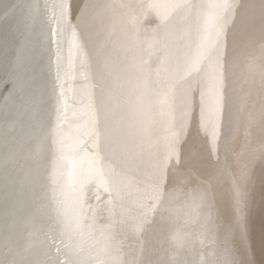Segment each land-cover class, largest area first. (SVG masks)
I'll return each instance as SVG.
<instances>
[{
	"label": "rangeland",
	"instance_id": "obj_1",
	"mask_svg": "<svg viewBox=\"0 0 264 264\" xmlns=\"http://www.w3.org/2000/svg\"><path fill=\"white\" fill-rule=\"evenodd\" d=\"M59 2L37 8L0 51V264H220L228 248L238 264H264V0H238L223 34L232 54L251 38L260 52L244 75L237 61L219 68L215 144L198 129L217 99L215 90L204 98V69L223 54L198 60L209 0H69L74 18L53 44ZM107 29L108 39L87 45ZM96 157L109 191L88 182ZM177 174L190 247L179 245L181 217L167 196Z\"/></svg>",
	"mask_w": 264,
	"mask_h": 264
},
{
	"label": "bare ground",
	"instance_id": "obj_2",
	"mask_svg": "<svg viewBox=\"0 0 264 264\" xmlns=\"http://www.w3.org/2000/svg\"><path fill=\"white\" fill-rule=\"evenodd\" d=\"M47 1L48 0H0V51L11 40L10 38H11L12 32H14L15 29H18L19 27H22L25 19L31 13H33L37 8H39L41 5L45 4ZM236 2H238V0H209V3L207 5V9L203 13L204 16L205 15L206 16L203 18L202 22L204 21V23H205L207 19L211 18V14L213 12H216L217 14L227 18L228 24L226 27L228 28L229 24L232 22L233 15L235 14V8L233 5H235ZM216 4H226V5H230V7L224 8V9H215V8L210 7V6L216 5ZM106 20H107L106 16H104L100 19L101 23H104ZM31 25H34V24H31ZM110 33H111V31L107 29V30H105L99 34H96V33L90 34L87 38H89V40L91 38L92 39L87 43V45L94 43L93 39H96L97 41H99V40L103 41L104 39H108ZM208 34H209V37L207 38L208 56L206 57V59H208V57H211L212 54H214V53H221L222 52L223 54L221 55V59L219 60L222 67H219V68L225 70L226 72L230 71L229 68L224 65V64H226V62H230L231 65L234 67L233 61L234 62L237 61L238 66L240 65V67L243 69V75L251 67H253V65L255 63L254 60H255L257 54L260 52V50L259 49L257 50L256 44L254 43V40L252 42V38L246 44L243 43L242 52L240 50V54L238 53L239 55L238 54L236 55V52L234 54H232V50H231L232 42H230L225 37L223 38V35L221 36V38L218 42L215 39L212 32L210 31V29L208 30ZM77 42H78V44H81L78 40H77ZM72 43H73V41H72ZM86 47L87 48H85L84 51L87 53L89 51V48H88V46H86ZM91 54H93V53H90V54L87 53L86 55H91ZM119 54H121V53L118 52L116 54L117 58L119 57ZM232 55H234V56H232ZM233 57H235V58H233ZM112 62L114 63V59ZM106 67H108V65ZM212 67H213V65L209 68L204 69L205 75L207 76V83L202 84V86H204V87H202V89L205 93L204 98H205L207 93L210 94V93H212V91H214V89L211 85V81H210V74L212 72ZM106 71H109L108 73H113L116 71V67L112 66L109 69L107 68ZM249 80H250V78L248 79V82H249ZM131 86H132L131 82L130 81H129V83L127 82L126 86L124 87L123 92L125 94H128L131 91ZM99 87H100V85H97L96 89H98ZM260 88L262 90H264V70L260 76ZM211 99L213 101H215V104L213 105V107L210 108V109H212L210 112L211 118H213V117L214 118L211 119L210 117L209 118L204 117V118L198 120L199 121L198 122V129H202V131L205 133H207V132L212 133L213 127L215 125L214 122L218 118L217 114L220 113V102H219V111H217L216 110L217 99L215 97H211ZM202 103L203 102H201V101L197 102V104L199 106H202ZM239 103H240V98L237 96L235 99V106H234L233 113H232V117L235 121H240L241 117H242V104L240 103V105H239ZM263 105H264V103H263ZM206 114H207V112H206ZM209 143H211V141L205 142V144L200 149L201 153L207 151ZM107 151H109V150H107ZM19 152H21V151H19ZM244 165H241V167L239 169L242 177H244L245 175H248L249 172L251 171V168L255 169V165L253 164L252 161L249 164L247 162H245ZM182 186H183V175L177 174V177L174 179L167 196H168V199L170 202L171 209L173 210V212H175L176 215L178 214L181 217L180 224H179V233H178L179 245H182V243H186L187 246L190 247L194 243V238L191 235L190 225H189V221L187 219V212L189 209L190 200H189L187 194L184 193V191L182 190ZM181 191H183L184 194L179 195V192H181ZM231 193H232V191H231ZM120 228H121V225H116V227L113 230H111V232L108 235V241H110L116 234L119 233ZM51 230H53V229H51ZM102 251H103L102 249H95L94 253L96 254V256L102 257V255L104 254V252H102ZM93 262H95V261H93ZM89 263H88V260H86V256L81 258L80 264H89Z\"/></svg>",
	"mask_w": 264,
	"mask_h": 264
},
{
	"label": "snow or ice",
	"instance_id": "obj_3",
	"mask_svg": "<svg viewBox=\"0 0 264 264\" xmlns=\"http://www.w3.org/2000/svg\"><path fill=\"white\" fill-rule=\"evenodd\" d=\"M55 7L58 9V14L55 16V25L53 26L52 29V43L56 44L57 41V36H58V26L61 23H68L70 24L71 20L74 18L71 12V3L69 0H61V2L57 3ZM215 9H224L230 7V5L226 4H216L210 6ZM228 24V20L226 17H223L216 12H213L211 14V22H210V31L214 35L215 39L219 42L221 36L224 34L226 26ZM73 46L76 48H79V44L76 39V33L73 31ZM208 56V46L206 43L202 42L201 45L199 46L198 49V60L206 58ZM158 61L160 63H163V57H157ZM219 58L217 56L213 67H212V72L210 74V81L213 89L215 90L217 94V105H216V110L219 111V89H220V84H221V77H220V72H219ZM90 135L92 136L93 139H96L99 135V130L96 128H93ZM216 129L215 126L213 127L212 130V137H213V143L215 144L216 142ZM179 137L176 138V142H178ZM175 154V147L170 149V155ZM95 155V153H94ZM99 163V157H96V159L93 160V167L89 171V177H88V182H97L99 183L105 191H109L107 187V181L105 180L104 174L101 171V169L97 166ZM168 183V176L166 173L163 172L162 170V175H161V184L165 185L164 189H161L160 186L158 185L157 188L155 189V193H157V199L161 200L163 199V196L167 193L166 185ZM203 199V197H201ZM147 222L146 218L141 220V225L143 223ZM83 227L81 224H77V229L81 231V234L84 235L83 232ZM115 264V262H113ZM220 264H238V261L236 260V256L234 252L232 251L231 248H228L224 252V257L223 260L220 262Z\"/></svg>",
	"mask_w": 264,
	"mask_h": 264
}]
</instances>
